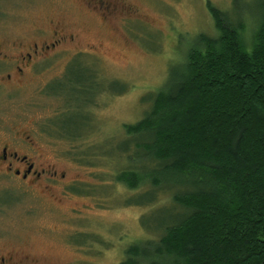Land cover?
Segmentation results:
<instances>
[{
	"label": "rangeland",
	"instance_id": "rangeland-1",
	"mask_svg": "<svg viewBox=\"0 0 264 264\" xmlns=\"http://www.w3.org/2000/svg\"><path fill=\"white\" fill-rule=\"evenodd\" d=\"M126 1L134 10L124 13L117 23L68 0H0V44L25 47L56 28L65 29L75 35V41L67 46L75 49L78 45L77 49L92 53L87 58L97 60L99 65L92 68L102 77L94 85L98 91L104 89L103 93L90 97L94 100L88 110V125L83 123L82 112L69 110L55 118L57 107L64 109V99L43 94L46 81L67 69L65 63L39 78L16 79L0 86V129L33 131L40 130L42 124L49 123V128L51 122H58L81 131L76 141L58 139V133L46 141L56 168L66 172L67 178L74 177L73 187L59 184L51 191L35 192L19 188L17 193L5 194V185L0 183V236L28 252L35 250L48 264H124L126 249L149 237L140 223L149 209L130 204L135 190L115 180L116 173L133 162L104 152L117 154L118 143L135 138L127 135L124 124L136 123L149 111L152 94L164 85L171 68L183 61L195 37L200 33L218 35L208 1L228 11L233 20L242 17L249 23L262 12L264 3L240 0L233 6V0ZM90 45L98 50H88ZM80 96L69 94L72 102L65 103V110L79 102ZM73 229L91 232L87 237L97 240L100 233L105 234L101 237L104 252L87 255L66 245L67 232ZM72 240L76 242L75 234Z\"/></svg>",
	"mask_w": 264,
	"mask_h": 264
},
{
	"label": "trees",
	"instance_id": "trees-1",
	"mask_svg": "<svg viewBox=\"0 0 264 264\" xmlns=\"http://www.w3.org/2000/svg\"><path fill=\"white\" fill-rule=\"evenodd\" d=\"M207 7L218 35L195 37L149 111L124 124L135 138L104 152L133 162L115 180L149 209L140 217L149 237L124 264H264V3L252 23ZM76 74L86 89L66 111L80 113L94 98Z\"/></svg>",
	"mask_w": 264,
	"mask_h": 264
},
{
	"label": "flooded vegetation",
	"instance_id": "flooded-vegetation-1",
	"mask_svg": "<svg viewBox=\"0 0 264 264\" xmlns=\"http://www.w3.org/2000/svg\"><path fill=\"white\" fill-rule=\"evenodd\" d=\"M68 1L81 6L88 13L91 12L101 16L105 21L117 22L124 13H131L134 10L126 0ZM70 41H75L73 33L56 28L49 35L43 36L38 41H34L25 47L23 44H14L12 47H5L0 44V86L16 79L39 78L42 73L65 63L67 69L62 75L57 73L46 81L42 89L44 90L43 94L47 96H53L52 94H54L61 96L65 103L72 102L69 94L73 95L74 89H86L84 86L79 87L74 84L75 79L78 77L76 70H79L80 76L84 75L85 80L89 82V93H93L91 96L96 97L99 93H103L104 89L101 88L98 91L95 86L102 80L100 74L92 68L99 65L97 60L87 58L89 51L77 49L78 45L75 49H71L67 46ZM88 50L94 51L98 48L90 45ZM92 86L93 88H91ZM65 103L62 111L57 107L54 113L55 118L60 117L66 111ZM86 104V107L83 102L79 104L81 112L84 113V125L86 123L88 125L91 121L88 110L92 103L86 102ZM70 106L72 105L70 104ZM54 117L53 119H55ZM47 126H49V123L46 126L42 124L40 130L33 131L24 128L20 130L0 129V183L5 185L2 189L5 190V194L17 193L16 190L19 188L27 189V191L34 190L35 192L37 190L51 191L59 184L65 188L73 187L74 177L67 178L66 172H61L56 168V164L53 162L54 157L49 154L46 141L50 140L56 133L60 134L58 139L67 138V140L76 141L81 136V131L64 128L61 125L59 126L58 122L54 124L51 122L49 128ZM52 129L53 131H51ZM10 182H13V185L8 186ZM74 234L76 239H79L76 242L72 240ZM90 234L92 233H87L82 229H73L70 233L67 232L69 237L66 245L87 255L93 253L94 256H100L104 252L101 237H105V234L100 233L101 237L98 240L87 237ZM80 238H85L88 241L83 242ZM83 244H88L92 250L85 249L86 246ZM37 255L39 254H36L35 250L28 252L24 248L12 244L4 236H0V264H48Z\"/></svg>",
	"mask_w": 264,
	"mask_h": 264
}]
</instances>
